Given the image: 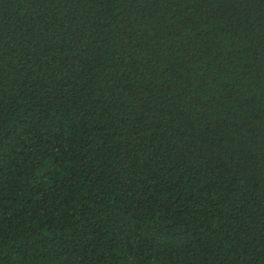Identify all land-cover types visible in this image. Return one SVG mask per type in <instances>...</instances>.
<instances>
[{
  "label": "trees",
  "instance_id": "1",
  "mask_svg": "<svg viewBox=\"0 0 264 264\" xmlns=\"http://www.w3.org/2000/svg\"><path fill=\"white\" fill-rule=\"evenodd\" d=\"M0 264H264V0H0Z\"/></svg>",
  "mask_w": 264,
  "mask_h": 264
}]
</instances>
